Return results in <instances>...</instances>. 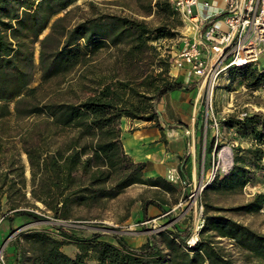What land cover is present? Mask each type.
<instances>
[{
    "label": "trees",
    "instance_id": "16d2710c",
    "mask_svg": "<svg viewBox=\"0 0 264 264\" xmlns=\"http://www.w3.org/2000/svg\"><path fill=\"white\" fill-rule=\"evenodd\" d=\"M77 1L0 0V122L10 117L30 120L19 137L29 180L20 151L7 156L0 146V214L9 226L16 219L79 220L81 210L100 207L133 185L150 187L158 196L175 192L160 177H144L147 164L125 154L120 129L122 118L158 127L156 105L185 88L181 79L170 75V54L162 50V42L180 37L183 27L171 0H134V14L151 17L154 24L100 13L69 25L68 9ZM36 46L40 84L31 87ZM103 50L119 52L121 75L96 76L91 95L75 103L38 99L43 86L86 66ZM227 74L231 83L241 80L250 91L264 90V67H230ZM222 126L251 145L236 148L229 170L216 173L203 188V226L194 245L186 244L188 228L174 227L131 247L123 237L111 243L100 233L83 236L76 229L51 226L53 231L26 229L16 234L10 241L12 264H235L220 240L230 241L249 262L264 264V234L224 214L264 211V193L228 209L208 202L209 194L240 192L256 173L264 172V116H231ZM210 150L207 144L205 153ZM149 206L162 210L155 200H146L144 218ZM67 246L74 247L72 256L63 251Z\"/></svg>",
    "mask_w": 264,
    "mask_h": 264
},
{
    "label": "rangeland",
    "instance_id": "374dc122",
    "mask_svg": "<svg viewBox=\"0 0 264 264\" xmlns=\"http://www.w3.org/2000/svg\"><path fill=\"white\" fill-rule=\"evenodd\" d=\"M133 9L134 0H78L74 6L68 9L70 13L66 23L73 25L100 13L138 17L134 14ZM62 15L60 14L59 16ZM138 18L146 20L149 24L156 23L151 17ZM181 31L182 29L180 30V37L177 39L162 42V50H168L170 57L181 48L179 47L181 44ZM47 33L48 30L43 33L40 39ZM118 55L119 52L114 50H111V52L107 50L99 52L86 66L80 67L66 77L55 79L43 86L37 93L38 99L73 103L85 99L92 93V80L96 76L111 77L116 73L121 75V68L117 62ZM37 61L38 46L35 49L36 69L34 70L31 87H37L40 84V71L37 67ZM255 67L259 69L264 67V52L260 54ZM185 85H193L190 89L194 90L197 88L196 94L200 93L197 103V119L201 127L206 122L205 128L209 130L208 126L211 125L212 142L209 153H212L210 157L205 153L206 163L209 160L208 165H205V175L186 189V194L179 206L167 212H161L157 216H148L146 212L144 218L142 214V202L148 199L156 200L160 196L154 194L147 187L134 186L125 190L118 198L103 203L100 207H94L90 211L81 210L78 212L79 220L75 221L57 222L47 220L37 223H27L21 219H16L9 226L0 214V249H2L0 264H12L10 241L19 233H16L18 230L44 229L53 231L51 226H63L79 230L75 232L83 236L94 232L100 233L104 240L111 243H114V237H123L131 247H139L146 242L148 236L169 232L174 227L179 229L188 228L191 233L200 215L203 190L200 187L205 185L210 179L213 166L217 167V173H226L232 166L235 149L247 148L251 145L249 140L239 138L234 130L223 127L222 122L231 116L238 117L241 113H247L248 115L261 114L264 116V90L250 91L241 80L231 83L227 70L219 75L210 93H207V90L201 87L200 80L194 76H189ZM207 102H210L208 113L206 111ZM211 120L217 122V128L212 126ZM29 123L30 120H19L17 122L13 117L0 122V146L2 152H5L7 156L10 153L20 151L21 144L19 137L23 134ZM124 141L127 145V141ZM226 152L228 153V157L223 156ZM20 154L26 167V178L29 180L26 156L21 151ZM28 191L29 184H27ZM257 193H264V172L256 173L251 183L240 192L223 195L209 194L208 202L214 206L228 209L250 201L253 195ZM191 194L194 196L190 197ZM27 196H29L28 193ZM37 205L41 207L39 204ZM3 211H5V207H2L1 212ZM224 214L250 227L252 230L264 234V211L255 214L228 211ZM147 221H149L148 224H142ZM220 243L225 251L231 255L235 264H255V261L249 262L246 259L245 253L236 249L230 241L220 240ZM63 251L69 256L75 253V249L72 246L64 247Z\"/></svg>",
    "mask_w": 264,
    "mask_h": 264
},
{
    "label": "built area",
    "instance_id": "2783aa9c",
    "mask_svg": "<svg viewBox=\"0 0 264 264\" xmlns=\"http://www.w3.org/2000/svg\"><path fill=\"white\" fill-rule=\"evenodd\" d=\"M171 4L183 24L181 48L170 57L171 69H186L188 77L194 76L200 80L201 87L207 93L212 92L222 72L230 67L255 65L264 52V0H224L222 10L211 1L171 0ZM209 103L206 105L207 113ZM246 115L241 113L238 118L242 119ZM211 122L217 128V122ZM216 173L217 167L213 166L206 184ZM178 182L183 190L191 186L181 177ZM202 226L200 207V215L186 242L188 247L196 243Z\"/></svg>",
    "mask_w": 264,
    "mask_h": 264
},
{
    "label": "crops",
    "instance_id": "0c3cea01",
    "mask_svg": "<svg viewBox=\"0 0 264 264\" xmlns=\"http://www.w3.org/2000/svg\"><path fill=\"white\" fill-rule=\"evenodd\" d=\"M200 1L215 2L220 10L225 6L224 0ZM170 75L180 78L184 85L187 83L186 69H171ZM192 87L193 85H185L182 90L168 94L159 101L156 106L158 127L151 122L125 118L120 120L121 141L125 154L134 162L147 164L145 178L160 177L175 189L173 194L160 195L159 199H163L165 204L159 199L155 201L161 205L162 210L149 206L146 210L148 216H157L179 206L186 194V190L179 185L180 177H185L192 185L205 175V165L209 163V160L207 163L205 161V150L207 144L211 145L212 131L211 125L208 126L209 130L205 128L206 122L202 127L199 125L197 103L200 93L196 94L197 88L192 90ZM211 153L207 156L210 157ZM134 186L147 187L133 185L128 189Z\"/></svg>",
    "mask_w": 264,
    "mask_h": 264
},
{
    "label": "bare ground",
    "instance_id": "6f19581e",
    "mask_svg": "<svg viewBox=\"0 0 264 264\" xmlns=\"http://www.w3.org/2000/svg\"><path fill=\"white\" fill-rule=\"evenodd\" d=\"M224 157H228V153L226 152L224 155ZM228 162V161H227ZM0 258H1V255H0Z\"/></svg>",
    "mask_w": 264,
    "mask_h": 264
},
{
    "label": "water",
    "instance_id": "95a60500",
    "mask_svg": "<svg viewBox=\"0 0 264 264\" xmlns=\"http://www.w3.org/2000/svg\"><path fill=\"white\" fill-rule=\"evenodd\" d=\"M18 232H21L20 230H18L16 233H18Z\"/></svg>",
    "mask_w": 264,
    "mask_h": 264
}]
</instances>
